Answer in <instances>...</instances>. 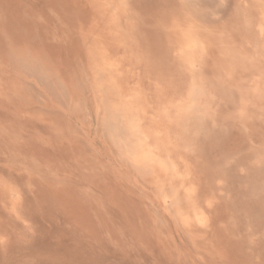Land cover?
<instances>
[{
    "label": "rangeland",
    "instance_id": "obj_1",
    "mask_svg": "<svg viewBox=\"0 0 264 264\" xmlns=\"http://www.w3.org/2000/svg\"><path fill=\"white\" fill-rule=\"evenodd\" d=\"M0 264H264V0H0Z\"/></svg>",
    "mask_w": 264,
    "mask_h": 264
}]
</instances>
